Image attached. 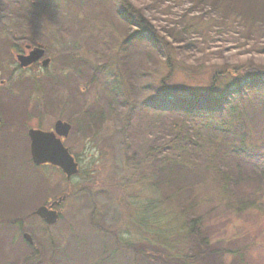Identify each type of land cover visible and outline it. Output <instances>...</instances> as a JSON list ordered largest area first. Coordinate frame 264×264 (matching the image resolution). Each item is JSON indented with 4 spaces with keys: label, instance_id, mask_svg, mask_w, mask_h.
Returning <instances> with one entry per match:
<instances>
[{
    "label": "rangeland",
    "instance_id": "obj_1",
    "mask_svg": "<svg viewBox=\"0 0 264 264\" xmlns=\"http://www.w3.org/2000/svg\"><path fill=\"white\" fill-rule=\"evenodd\" d=\"M86 3L0 0V121L4 126L0 130V220H18L13 225L0 223V264H182V259L170 255L174 245L190 264H264L262 180L244 176L230 193L212 180L185 195L186 199L177 197L174 201L180 204L196 201L203 215L217 208L205 226L191 228L183 225L181 207L173 211L165 205L172 215L149 218L145 214L149 201L160 199L159 194L149 189L147 178L126 179L136 174L133 153L148 141L156 125L142 101L170 106L169 98L155 97L146 89L165 75L164 62L148 55L143 42L124 43L142 30L135 15L140 13L166 36L164 32L181 16L193 10L190 16L197 17L209 7L194 8L191 0ZM257 34L255 41H238L234 29L217 26L201 35L200 41L207 42L210 71L251 60L264 66V29ZM27 43L46 49L51 60L46 68L39 62L21 69L10 57V46L21 48ZM58 119L72 124L64 140L80 163V173L72 181L59 168L44 165L39 169L31 160L29 129L38 122V129L53 130ZM97 134L111 137L105 140L108 147L102 148L100 140L94 139ZM259 138L264 142V133ZM202 145L203 153L212 152L210 142ZM227 164L232 167V160ZM140 168H147L152 176L156 173L150 165ZM87 188L94 195L78 193ZM65 192L71 196L58 206L61 218L56 224L46 227L37 216L21 221L40 204L57 200ZM250 196L261 208L230 213L228 208H243V200ZM23 233L32 235L30 247L22 244Z\"/></svg>",
    "mask_w": 264,
    "mask_h": 264
},
{
    "label": "trees",
    "instance_id": "obj_2",
    "mask_svg": "<svg viewBox=\"0 0 264 264\" xmlns=\"http://www.w3.org/2000/svg\"><path fill=\"white\" fill-rule=\"evenodd\" d=\"M80 1L87 4V0ZM191 1L194 8L208 6L209 10L197 17L190 16L193 11L190 10L170 31L164 32L166 36L137 13L135 16L142 30L133 33L124 43L143 42L148 55L164 62L167 72L146 85V89L155 97L170 100L168 107L151 100L142 101L145 112L154 118L156 125L147 136L148 141L139 146L137 153H133V163H137L136 174H129L126 179L147 178L149 189L159 194L160 199L149 201L145 213L149 218L152 214L154 218H159L161 214L172 215L181 207L184 227L194 228L211 221V214L214 217L217 208L213 207L203 215L199 213L196 201L193 204L194 201L187 200L185 203L183 200L180 204L174 201L177 197L186 199L185 195L196 193L198 188L212 180H217L223 192L230 193L244 176L262 180L261 190H264V151L256 150L258 146L264 150V142L261 143L259 138L264 133V66L256 65L251 60V63L225 65L211 72L206 65L211 61L205 49L207 42L200 41L201 35L217 26L220 29H234L238 41H255L259 36L257 33L264 29V0ZM129 9L128 6V17L131 16ZM118 16L122 17L120 14ZM186 16H190V20L184 21L183 17ZM123 21L126 22V19L123 18ZM169 36L173 42L168 40ZM200 77L203 79L199 80ZM133 101L132 104L138 106L137 99ZM101 113H104L103 110ZM102 137L105 135L97 134L94 139L100 140L101 147L106 148L108 144H105V140L109 141L111 137ZM204 141L212 144L210 154L202 152ZM217 154L221 156V161ZM227 159L232 160V167L228 166ZM141 164L150 165V169L156 170L155 175L148 174L147 168H140ZM107 181L110 179L107 178ZM78 193L94 195L88 188ZM99 193L102 194V190ZM255 201L250 196L243 200V208L235 209L232 206L228 210L233 214L253 207L261 208L260 205L257 207ZM165 205H169L173 211L165 209ZM7 219L0 220V223L13 225ZM22 251L27 252L26 249ZM170 251L172 258L179 257L182 264H190L186 256H180L175 245ZM35 256L38 255L35 253Z\"/></svg>",
    "mask_w": 264,
    "mask_h": 264
},
{
    "label": "water",
    "instance_id": "obj_3",
    "mask_svg": "<svg viewBox=\"0 0 264 264\" xmlns=\"http://www.w3.org/2000/svg\"><path fill=\"white\" fill-rule=\"evenodd\" d=\"M34 53H36V56L33 57L35 59L41 57L44 54L43 50L39 48L35 50ZM23 59V63H28V57ZM47 63L48 60L44 62L45 65ZM70 129V124L58 121L55 125V132H45L36 129H31L29 131V136L32 142L31 151L33 161L38 165H40L41 163L50 162L56 166L61 167L63 172L67 175L68 179L78 173V163L70 154L69 149L64 146L61 138H59L58 135L67 137ZM60 201L61 200H59L58 203ZM34 214L40 215L41 217L45 218L49 224H53L58 220L57 212L54 210H50L47 206L39 207L34 212ZM25 237L30 242H32V237L29 234H25Z\"/></svg>",
    "mask_w": 264,
    "mask_h": 264
},
{
    "label": "flooded vegetation",
    "instance_id": "obj_4",
    "mask_svg": "<svg viewBox=\"0 0 264 264\" xmlns=\"http://www.w3.org/2000/svg\"><path fill=\"white\" fill-rule=\"evenodd\" d=\"M27 48H29V46L27 45L26 46V49ZM22 51H24V50H22ZM28 51H30V49H28ZM24 53V52H23ZM26 53H28V52H26ZM25 54V53H24ZM39 63V61H36L33 65H31V66H29V67H27V68H25V69H28V68H30V67H33L34 65H36V64H38ZM37 119H38V116H37ZM37 129H38V122H37V127H36ZM38 168V167H37ZM55 201V200H54ZM53 202V201H52ZM52 202H50V203H47V204H45V205H47L49 208H52V209H54V210H56V212H57V214H60V211L58 210V205L57 204H59L58 202H55L56 204H52ZM39 218V217H38ZM40 220H43V219H41V218H39ZM43 222H44V220H43Z\"/></svg>",
    "mask_w": 264,
    "mask_h": 264
}]
</instances>
